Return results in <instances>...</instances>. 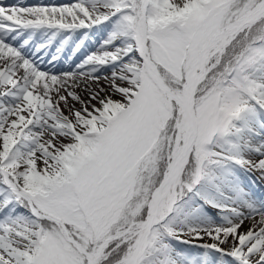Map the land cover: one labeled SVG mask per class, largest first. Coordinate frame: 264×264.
<instances>
[{"label": "snow or ice", "instance_id": "obj_1", "mask_svg": "<svg viewBox=\"0 0 264 264\" xmlns=\"http://www.w3.org/2000/svg\"><path fill=\"white\" fill-rule=\"evenodd\" d=\"M0 264H264V0H0Z\"/></svg>", "mask_w": 264, "mask_h": 264}, {"label": "bare ground", "instance_id": "obj_2", "mask_svg": "<svg viewBox=\"0 0 264 264\" xmlns=\"http://www.w3.org/2000/svg\"><path fill=\"white\" fill-rule=\"evenodd\" d=\"M8 1V3H13V2H15V0H5V2H7Z\"/></svg>", "mask_w": 264, "mask_h": 264}, {"label": "rangeland", "instance_id": "obj_3", "mask_svg": "<svg viewBox=\"0 0 264 264\" xmlns=\"http://www.w3.org/2000/svg\"><path fill=\"white\" fill-rule=\"evenodd\" d=\"M6 3H8V1Z\"/></svg>", "mask_w": 264, "mask_h": 264}]
</instances>
